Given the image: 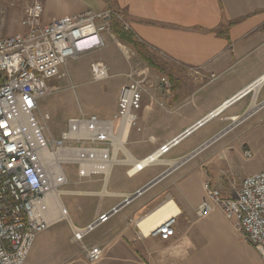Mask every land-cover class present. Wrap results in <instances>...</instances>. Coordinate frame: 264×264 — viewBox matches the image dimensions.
<instances>
[{"label":"crops","instance_id":"obj_1","mask_svg":"<svg viewBox=\"0 0 264 264\" xmlns=\"http://www.w3.org/2000/svg\"><path fill=\"white\" fill-rule=\"evenodd\" d=\"M73 8V13L50 16L44 13L43 1V21L114 9L128 22L131 38L161 66L156 73L146 65L152 80L165 76L170 86L163 89L157 84L143 95L136 127L127 133L123 149L112 153L119 163L112 167L105 186L99 177L80 181L77 175L72 180L66 176V185L72 187L60 188V195H68L78 208L87 209L81 218L61 203L71 228L85 229L121 205L105 224L97 226L102 227L97 243L86 246L103 250L98 264H262L257 252L216 207L203 219L196 217L195 210L205 198V183L223 193V184L236 177L226 154L236 140L240 143L243 133L237 131L241 125L252 121L264 128V0H75ZM105 38L104 49L85 57L89 63L106 64L108 78H116L110 108L103 115H81L100 120H110L116 114L131 65L130 59L109 53L110 48L122 53V48L131 50L111 28ZM199 123L202 125L195 128ZM187 130L192 131L157 164L127 177L133 161L145 159ZM145 188L133 200L125 201ZM194 188L200 192L195 200ZM169 202L176 209L170 216L175 218V236L170 240L147 236L150 231L144 234L141 227L138 230L129 223L137 220L141 225Z\"/></svg>","mask_w":264,"mask_h":264},{"label":"built area","instance_id":"obj_2","mask_svg":"<svg viewBox=\"0 0 264 264\" xmlns=\"http://www.w3.org/2000/svg\"><path fill=\"white\" fill-rule=\"evenodd\" d=\"M113 22L124 31H130L124 16L111 8L44 22L43 5L34 1L23 10L20 21L23 32L0 37V264H26L36 238L65 219V214L52 219L49 213L52 209L47 211L46 206L47 185L52 184L58 200L60 188L66 185L62 166H74L80 181L99 177L105 186L112 167L119 163L112 153L123 149V145L117 149L123 132H126L125 141L127 133L136 127L143 95L157 84L163 89L170 86L165 76L153 81L150 69L136 60L130 63L126 75L128 84L120 90L117 112L110 120H100L96 116L71 118L58 139H46L45 128L38 124L36 114L39 102L53 93L49 82L64 76L62 69L68 61L104 49L105 35ZM89 73L92 81L100 82L109 77V68L96 61L89 65ZM236 99L226 102L224 107ZM214 115L210 114L202 123ZM42 120L48 121L49 117L44 115ZM101 126L106 133L100 132ZM191 131L187 130L145 159L133 161L126 171L127 177L157 164ZM96 153L105 155V163L96 162ZM90 155L94 156L93 162L83 161ZM243 155L245 159L250 158L248 150ZM44 158L50 160L49 163L43 162ZM203 191L205 198L195 210L196 217L203 219L216 207L264 264V171L240 180L232 196H226L208 183L204 184ZM136 196H129L125 201ZM120 207L99 216L85 229L72 227V242L82 243L87 234L105 224ZM129 223L140 229L139 221L130 220ZM174 225L175 218L168 217L147 236L166 242L175 236ZM83 251L85 264H98L104 255L98 246L83 245Z\"/></svg>","mask_w":264,"mask_h":264},{"label":"rangeland","instance_id":"obj_3","mask_svg":"<svg viewBox=\"0 0 264 264\" xmlns=\"http://www.w3.org/2000/svg\"><path fill=\"white\" fill-rule=\"evenodd\" d=\"M34 1H39L42 5L44 1V13L59 17L63 13H73L75 0H0V37L6 38L23 31L20 25L23 10ZM122 50L123 53L115 48H110L108 51L112 55H117V58H127V60L129 57L127 53H131L129 63L138 60L134 51L124 48ZM90 63L85 54L68 61L62 69L64 76L52 82V87L55 88L53 93L39 102L36 117L38 124L45 128L44 136L47 140L58 139L66 129L70 118L91 114L103 115L108 112L116 78L92 82L89 73ZM44 115L49 117L48 121L42 120ZM237 132L243 133L240 143L236 140L226 154V160L234 165L232 173L236 176L230 177L231 181L223 184L222 190L226 196L233 195L236 186L243 178L264 171L263 126L246 121ZM232 135L218 141L211 150L224 144ZM246 149L250 152L249 159H245L243 155ZM207 153L208 151L201 157ZM62 167L68 179L76 178L74 166L65 164ZM71 187L68 184L62 189ZM199 195L200 192L194 188L193 199L195 200ZM60 199L68 210H73L78 217H85L87 209L78 208L79 206L74 204L76 201L72 202L68 195L61 194ZM101 231L102 227H97L83 238L82 243L72 242L71 226L65 218L37 237L26 264H85L83 245L90 246L97 243ZM43 240L46 241L44 245Z\"/></svg>","mask_w":264,"mask_h":264},{"label":"bare ground","instance_id":"obj_4","mask_svg":"<svg viewBox=\"0 0 264 264\" xmlns=\"http://www.w3.org/2000/svg\"><path fill=\"white\" fill-rule=\"evenodd\" d=\"M257 86V84H255V87ZM100 132L102 133H106L105 129L103 126L99 127ZM86 134L85 136H87L88 130H85ZM126 132H123L122 137H120L118 140H120V142L117 143V140H113V142L116 144L117 143V148H122V142H124V137H125ZM179 138V137H178ZM126 152V151H125ZM52 159V158H49ZM96 162L98 163H105V155L103 153H96ZM46 161L47 163H49L50 160L47 159H43V162ZM83 161L90 163L94 161V156H89L88 158H84ZM47 166V164H45ZM46 206H47V211H49L50 209L51 213L50 217L52 219H57L60 217H64V211L63 208L61 206L60 201L57 198V194L54 192L52 184H48L47 185V198H46ZM176 212L175 206L173 205L172 202H169L167 205L165 204V207H163L162 209H160L159 211H157L156 213H154L152 216H150L149 218L146 217L140 227L141 230L144 234H146L148 231H150L155 225H157L158 223H160L162 220L172 216L174 213Z\"/></svg>","mask_w":264,"mask_h":264},{"label":"trees","instance_id":"obj_5","mask_svg":"<svg viewBox=\"0 0 264 264\" xmlns=\"http://www.w3.org/2000/svg\"><path fill=\"white\" fill-rule=\"evenodd\" d=\"M111 30L113 31V34L117 37V39L122 42L124 45H126L127 47H129L131 50L134 51V53L137 55V57L145 64L147 65L149 68H151V70H153L156 73H160V69L161 66L156 64L151 57L149 56V54L147 53V51L143 48V46H141L140 44H138L135 40H133L131 38V36L124 31L118 24H116L115 22H113L111 24Z\"/></svg>","mask_w":264,"mask_h":264},{"label":"water","instance_id":"obj_6","mask_svg":"<svg viewBox=\"0 0 264 264\" xmlns=\"http://www.w3.org/2000/svg\"><path fill=\"white\" fill-rule=\"evenodd\" d=\"M214 141V140H213ZM213 141H210V142H208L205 146H203V148H205L206 146H208L209 144H211ZM203 148H200L199 150H197V152H195L194 154H192L191 155V157L192 156H194L195 154H197L198 152H200ZM156 182V181H155ZM154 182V183H155ZM150 185H152V184H150ZM149 185V186H150ZM146 190V188L145 189H143V190H141V191H139V192H137L135 195H139V194H141V192H143V191H145Z\"/></svg>","mask_w":264,"mask_h":264}]
</instances>
